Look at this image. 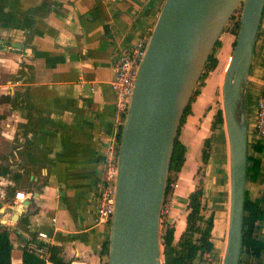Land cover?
<instances>
[{
	"label": "crops",
	"instance_id": "crops-1",
	"mask_svg": "<svg viewBox=\"0 0 264 264\" xmlns=\"http://www.w3.org/2000/svg\"><path fill=\"white\" fill-rule=\"evenodd\" d=\"M164 1L0 0V164L20 175L0 176V229L9 230L11 264H22V251L38 232L69 264L107 263L99 252L110 225L96 223L95 191L103 142L120 127L112 64L150 35ZM224 65L220 59L208 83L214 78L216 85ZM263 82L264 5L240 102L248 140ZM203 99L182 125L186 152L178 174L189 161L188 136L199 143L210 132L204 119L199 139L197 129L193 135ZM251 154L263 159L264 144ZM18 191L22 201L15 199ZM246 193L264 196V172L247 180ZM183 227L184 220L174 233ZM260 237L264 241V222ZM257 262L264 264V250Z\"/></svg>",
	"mask_w": 264,
	"mask_h": 264
},
{
	"label": "water",
	"instance_id": "water-1",
	"mask_svg": "<svg viewBox=\"0 0 264 264\" xmlns=\"http://www.w3.org/2000/svg\"><path fill=\"white\" fill-rule=\"evenodd\" d=\"M210 2L165 0L149 35L119 133L107 264H163L160 222L175 138L205 63L240 4L239 27L221 84L229 154V214L222 264H239L248 165L240 102L264 0H238L217 26L201 15Z\"/></svg>",
	"mask_w": 264,
	"mask_h": 264
},
{
	"label": "trees",
	"instance_id": "trees-1",
	"mask_svg": "<svg viewBox=\"0 0 264 264\" xmlns=\"http://www.w3.org/2000/svg\"><path fill=\"white\" fill-rule=\"evenodd\" d=\"M236 7L234 12L230 15L229 19L224 25L222 31L227 29L232 34H237L239 27V18L241 13V5ZM240 8L235 16V12ZM229 22H232V26L228 28ZM235 40L233 41V45ZM220 46V40L218 39L215 46L205 63L201 77L195 87V90L190 98L189 104L186 106L181 123L175 138L174 147L171 154V160L169 164V178L166 187V194L170 190V183L172 181V174L179 172L185 162L186 146L179 139V133L181 127L185 122L187 115L191 113V103L195 100L199 94V87L204 82L208 73L215 69L217 65V58L215 56L216 48ZM228 62V60H227ZM221 80V77H220ZM223 125L222 109H217L213 120L210 125V131L212 134L207 136L203 140V148L201 151V162L205 165L210 158V143L213 138L214 131L221 129ZM121 125L119 127L118 138ZM249 149L255 151L263 150V143L257 142L254 145H250ZM248 165H247V180L257 181L260 174L264 172V158H259L248 152ZM202 169L198 167L197 173ZM9 175L12 179L20 177L19 174L12 173L6 166L0 164V176ZM204 186L202 178L196 180L193 189L189 192L186 202V215L185 226L178 236L177 240H174V228H165L162 238V261L163 264H197L198 260L208 261L210 252L213 249V242L211 239L212 229L214 225L213 212L206 215L208 210L207 202L204 198ZM264 222V196L261 198L251 199L245 192L244 200V213H243V226H242V248L239 264H259L257 259L260 257L261 252L264 250V241L260 237V228ZM108 241L104 240L99 252L100 258H103L107 254ZM11 251L12 243L9 239V230L6 228L0 229V264H11ZM48 261L51 264H69L58 253L55 246H49ZM22 264H45L43 258L38 257L27 249H23L21 255ZM208 264H212L211 261Z\"/></svg>",
	"mask_w": 264,
	"mask_h": 264
},
{
	"label": "rangeland",
	"instance_id": "rangeland-1",
	"mask_svg": "<svg viewBox=\"0 0 264 264\" xmlns=\"http://www.w3.org/2000/svg\"><path fill=\"white\" fill-rule=\"evenodd\" d=\"M238 7H240L238 5ZM240 8L235 12V16L239 12ZM232 26V22H229L228 28ZM220 46L216 48L215 56L217 58V65L220 59H223L225 66L227 60L229 61L232 49L233 41L235 40V35L230 32L229 29L222 31L219 36ZM216 65V67H217ZM215 67V69H216ZM210 71L205 78L204 82L199 87V94L196 96L195 100L191 103L193 107L196 103L200 102L203 99L202 107L200 108V114L202 115L201 122H196L193 127V135L196 134L197 129V140L198 132L200 131V124H202L204 119L210 120L209 126L213 120V117L217 109H222V95H221V80L223 72L218 77V82L214 86V78L208 83V79L213 76L214 70ZM224 71V70H223ZM205 89L206 95H205ZM192 112V110H191ZM206 121V120H204ZM199 126V127H198ZM210 128V127H209ZM199 130V131H198ZM184 134V129L181 127V134L179 133V139L182 141V135ZM212 132L210 131L207 136H210ZM205 137L200 138L199 143L193 139L192 136H188V153L187 161L183 167V172L172 174V180H174V187L172 193L169 196L166 202L165 212L161 215L160 222V244L162 246L161 235L164 234L165 228L173 227L174 230H177L178 227L182 224L184 220L185 226V215H186V202L189 192L193 189L196 180L202 178L204 186V198L208 205V210H206V215L210 212H213L214 216V225L212 229L211 239L213 242V249L210 252L208 261L198 260L197 264H208L211 261L212 264H222V258L225 248V242L227 237V228H228V214H229V178H227L229 170V154H228V143L227 136L224 128V124L221 129L214 131L213 138L210 143V158L208 162L203 165L201 162V151L203 148V140ZM251 152V149L248 150ZM198 167L202 169L197 173ZM227 180V182H226ZM182 182L184 184H182ZM182 187L184 189L182 190ZM181 190V195L179 194ZM222 193L225 195L222 196ZM180 195L181 197L179 198ZM184 228V227H183ZM183 230V229H182ZM181 230V231H182ZM181 233V232H180ZM174 233V240H177L180 235ZM108 260V252L105 255ZM107 264V263H106Z\"/></svg>",
	"mask_w": 264,
	"mask_h": 264
},
{
	"label": "built area",
	"instance_id": "built-area-1",
	"mask_svg": "<svg viewBox=\"0 0 264 264\" xmlns=\"http://www.w3.org/2000/svg\"><path fill=\"white\" fill-rule=\"evenodd\" d=\"M148 39L149 36L147 38L141 37L135 40V42L112 64L114 76L111 81V89L114 96V108L120 125H122L125 120L135 80L146 51ZM257 142L264 144V82L257 100L253 136L249 138L248 145H254ZM103 145L99 184L95 191V220L97 224L110 225L115 201L117 154L119 147L118 135L104 140ZM173 182L174 180L170 183V190L166 194L165 200L169 199L170 194L176 186ZM15 199L22 201L24 199V193L22 191L16 192ZM165 200L162 207V214L166 209ZM49 246L47 234L45 232H38L37 239L27 243L26 249L47 261L50 254Z\"/></svg>",
	"mask_w": 264,
	"mask_h": 264
},
{
	"label": "bare ground",
	"instance_id": "bare-ground-1",
	"mask_svg": "<svg viewBox=\"0 0 264 264\" xmlns=\"http://www.w3.org/2000/svg\"><path fill=\"white\" fill-rule=\"evenodd\" d=\"M237 1L238 0H211V2L204 9H202L201 15L212 25L214 24L213 26H217L220 20L227 14V12ZM225 69L223 71L220 83H222Z\"/></svg>",
	"mask_w": 264,
	"mask_h": 264
}]
</instances>
